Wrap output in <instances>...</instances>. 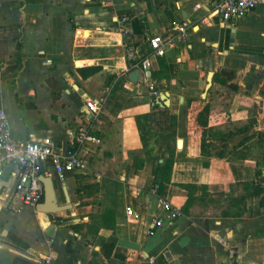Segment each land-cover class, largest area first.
Returning a JSON list of instances; mask_svg holds the SVG:
<instances>
[{
    "label": "crops",
    "instance_id": "obj_1",
    "mask_svg": "<svg viewBox=\"0 0 264 264\" xmlns=\"http://www.w3.org/2000/svg\"><path fill=\"white\" fill-rule=\"evenodd\" d=\"M220 1L0 0V108L12 136L57 152L73 150L80 128L100 140L85 145L88 170L63 181L44 164L56 204L67 196L72 206L64 212L23 205L18 168L2 170L0 264H264L261 197L251 216L220 215L243 184L264 187V0L234 23L213 15ZM182 23L185 35L176 29ZM154 36L164 56L152 54ZM145 58L146 81L136 67ZM137 69L134 83L128 76ZM153 92L166 93L167 105ZM88 100L100 106L95 117ZM171 154L165 183L159 177ZM182 185L196 186L188 212L207 230L183 213ZM161 199L181 216L155 227ZM106 210L114 211L113 228L103 224Z\"/></svg>",
    "mask_w": 264,
    "mask_h": 264
},
{
    "label": "built area",
    "instance_id": "obj_2",
    "mask_svg": "<svg viewBox=\"0 0 264 264\" xmlns=\"http://www.w3.org/2000/svg\"><path fill=\"white\" fill-rule=\"evenodd\" d=\"M259 2L260 0H222L215 5L213 15L222 23H234L254 10ZM126 22L127 18L123 17L121 23L125 24ZM186 27L185 23L176 25V29L181 35H185ZM149 47L154 56L165 55L166 45L160 36L150 38ZM128 53V57L131 59L133 55L131 52ZM136 67L142 72L145 81L150 79L151 62L148 58L140 60ZM150 89L152 88L150 87ZM153 94L157 96L156 92ZM85 106L90 117H95L100 111V106L94 100L86 101ZM74 143L73 150L57 152L49 143L17 140L11 134L5 111L0 108V173L9 165H15L18 168L16 192L23 205L33 210L43 199V188L39 177L44 164L49 163L56 179L63 181L68 173L88 170L89 163L85 145L86 143L99 144L100 140L87 129L80 128L74 135ZM155 189L153 187L152 191ZM139 193L140 190L137 189L134 195L137 196ZM159 211L162 217L153 221L152 224L155 227L161 226L162 219L171 221L181 216L180 209L166 199L159 200ZM124 213L134 220H138L140 217L131 206H126ZM148 233L151 235L153 232L149 231ZM41 264L52 263L49 258H45Z\"/></svg>",
    "mask_w": 264,
    "mask_h": 264
},
{
    "label": "trees",
    "instance_id": "obj_3",
    "mask_svg": "<svg viewBox=\"0 0 264 264\" xmlns=\"http://www.w3.org/2000/svg\"><path fill=\"white\" fill-rule=\"evenodd\" d=\"M152 77V74H151ZM230 78V76H229ZM208 112V109L205 107L202 111V113H200L197 122L198 124L205 126V121L203 120V117H206ZM174 163V158L173 155H169V157L165 160L164 163V172L161 174V176L159 177V179L165 183H168L169 180V174H170V170L171 167ZM181 187H183L186 191H187V200L185 205L182 208V211L185 215L192 217L193 220L199 224L203 229L207 230L208 229V225L207 222H203L202 220H200L198 218V216H194L191 213L188 212V208L190 206H192L195 203V200L193 198V192L196 189V186L193 185H182ZM244 194L242 196H239L237 198H230V199H225L224 201L227 202V206L226 209H224L223 211H221L220 215L223 218L226 217H236V218H241V217H245V216H251L252 214V206H253V201L252 199L254 197H261V202H260V206L262 208H264V187L259 186V185H255L254 183H245L242 185ZM205 190V188H203ZM205 196H208V194L206 192H204ZM112 214H114V211L112 210H106L105 212H103V224L106 227L109 228H113V224H114V220L111 219ZM106 245L103 247V249H105ZM107 247L109 249V253H105L107 257H109L111 250L113 248V241L112 239L109 241V243L107 244ZM106 252V251H104Z\"/></svg>",
    "mask_w": 264,
    "mask_h": 264
},
{
    "label": "water",
    "instance_id": "obj_4",
    "mask_svg": "<svg viewBox=\"0 0 264 264\" xmlns=\"http://www.w3.org/2000/svg\"><path fill=\"white\" fill-rule=\"evenodd\" d=\"M140 75L141 72L137 69L134 70L131 74H129L128 78L131 82L137 83L140 81ZM213 73H209L207 76V85L205 88V91L210 87L211 85V79H212ZM158 102L162 105H167V97L166 93H161L157 95ZM204 97V94H203ZM39 181L43 188V199L42 202H40L35 210L36 212H41L44 214H56L59 212H64L72 208V206L69 204V199L66 196V201L68 204L64 206H58L56 204V192L54 188V182L50 177L40 176Z\"/></svg>",
    "mask_w": 264,
    "mask_h": 264
},
{
    "label": "rangeland",
    "instance_id": "obj_5",
    "mask_svg": "<svg viewBox=\"0 0 264 264\" xmlns=\"http://www.w3.org/2000/svg\"><path fill=\"white\" fill-rule=\"evenodd\" d=\"M209 135H211V134H209ZM225 204V206H227V202L226 203H224Z\"/></svg>",
    "mask_w": 264,
    "mask_h": 264
}]
</instances>
